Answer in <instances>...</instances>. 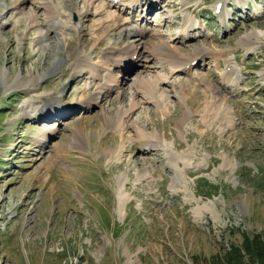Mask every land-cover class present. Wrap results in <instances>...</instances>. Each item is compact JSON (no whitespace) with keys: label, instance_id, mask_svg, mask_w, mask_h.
<instances>
[{"label":"rangeland","instance_id":"obj_1","mask_svg":"<svg viewBox=\"0 0 264 264\" xmlns=\"http://www.w3.org/2000/svg\"><path fill=\"white\" fill-rule=\"evenodd\" d=\"M133 1L53 0L81 31L48 41L21 21L45 0H0V264H207L264 233V0Z\"/></svg>","mask_w":264,"mask_h":264},{"label":"bare ground","instance_id":"obj_2","mask_svg":"<svg viewBox=\"0 0 264 264\" xmlns=\"http://www.w3.org/2000/svg\"><path fill=\"white\" fill-rule=\"evenodd\" d=\"M27 1V0H26ZM44 1V0H43ZM46 1V3L45 2H41L45 7H44V12L43 13H39V12H37V11H35V10H32L30 13H29V15H27V16H23L22 17V19H21V21H24V19L25 20H30V21H32V20H34V19H36L37 20V25H39V26H41V27H44L45 28V30H47V31H50V34L47 32H42V34H41V36L40 37H45V36H47V35H49V37H48V41L49 40H51L52 41V38L54 37L55 38V36L57 35V34H61V31L62 32H64L65 31V29H73L74 31H78V32H80L81 31V25L79 24V22L78 23H71L70 21V23L68 24L67 23V19H69V16L71 15V13H69V14H67V13H65V12H57L56 11V8H55V5L54 4H51L52 2H53V0H45ZM58 1V0H57ZM64 1H67V0H64ZM137 1H138V3H137ZM221 1V0H220ZM220 1H218V3L216 4V6H215V9H219V4H220ZM159 1H157V0H155L153 3H152V5H151V7L150 8H152V9H154V8H156V7H158V5H157V3H158ZM223 2V1H222ZM27 2H25V0H22V4H21V6L22 5H25ZM45 3V4H44ZM161 3H162V0H161V2H160V5H161ZM1 4V3H0ZM18 4V3H17ZM224 2L221 4L222 6H221V8H220V11H218V14L220 15V18L221 19H223V17H224V15H225V10H224ZM5 5L6 4H1L0 5V23L2 22H4V20H6V17H4V15L5 14H7L8 13V11H9V8L11 7H8V8H6L5 9ZM42 5V6H43ZM159 5V6H160ZM141 7H142V2H141V0H136L135 2L133 1V5H132V8H133V12H134V14L136 15V16H141V15H139V13H138V11L141 9ZM15 8H18L17 6H15ZM71 9V8H70ZM37 10V9H36ZM72 12H73V8H72ZM142 13V12H141ZM150 13V12H149ZM221 14H222V16H221ZM58 15V16H57ZM63 15L64 16H66L65 17V19H63L62 17H63ZM57 16V17H56ZM144 17H145V15H144ZM137 19H136V22L137 21H139V19H141V18H138V17H136ZM143 18V17H142ZM114 20V19H113ZM11 21V19L9 18V19H7L5 22H10ZM135 21V20H134ZM223 21V20H222ZM18 23H20V22H18ZM193 23H195L196 25H197V23L195 22V21H193V22H190L188 25H187V29L186 30H183V32H180V34L178 35V36H180L181 35V38H183V37H185V36H187L189 39H191L192 37H193V34H192V30H194V28H197L198 26H196V27H194V26H192V24ZM199 25V24H198ZM136 28L134 27L133 29H131V30H135ZM188 30H190V31H188ZM29 32V31H28ZM27 32V33H28ZM141 32H143V35H145L146 34V30H141ZM132 34H134V36L135 35H141V33H140V31H138V30H135V31H132ZM143 35H142V37H143ZM42 38H40L39 39V41H41V39ZM53 38V39H54ZM180 38V39H181ZM60 40H62V41H65V42H69L68 41V37H62V38H59ZM47 42V41H46ZM46 42L44 43H42V46H43V50L44 51H49V49L51 48V43H47L46 44ZM66 44V43H65ZM129 47H131V46H129ZM112 48V47H111ZM116 47H114L113 48V50L115 49ZM117 49V48H116ZM131 54H129V52L128 53H125V55H128V56H131L133 53H137L138 51L136 50V48L134 47V46H132L131 47ZM133 51V52H132ZM199 51L200 52H203V51H205V52H207V55L208 54H211V55H213V57H215L216 56V54L214 53V51L213 50H211V49H209V48H205V49H199ZM75 53H76V51H74ZM198 52V51H197ZM125 55H123L122 57H121V60L118 62V63H114V64H116L117 66H122V64H123V60H124V58H125ZM191 57V56H190ZM68 58V57H67ZM170 59V58H169ZM168 59V62L170 61ZM176 60H177V58H176ZM175 60V61H176ZM196 60H197V58H196V56L195 57H193V58H191V59H189V57H186L184 60H183V58H181V62H176V63H181L182 65L184 64V61L186 62V64L184 65V66H182V67H185L184 69H188V68H190L189 66H190V64H193V62H196ZM220 60H218V62H219ZM115 62V61H114ZM132 62V61H131ZM136 62V61H135ZM171 62H173L174 63V61H171ZM125 63V62H124ZM137 63V62H136ZM128 64V63H127ZM126 64V65H127ZM134 65H135V63H133ZM133 64H131V65H129V66H126L125 68H126V70L127 71H129L134 65ZM219 64V63H218ZM230 64V63H229ZM76 65V64H75ZM180 65V64H179ZM178 65V66H179ZM125 66V65H124ZM173 66H175V67H177V65H173ZM179 67H181V65L179 66ZM228 67H229V65H228ZM178 68V67H177ZM181 69V68H180ZM55 71L54 70H52V69H50V70H47V71H45L43 74H41L37 79H39V78H47L48 76H50L51 74H53ZM6 72H5V70L4 69H2L1 70V74H2V76L3 77H5L6 76V74H5ZM234 73V70L232 69V66L231 67H229L228 68V71H227V74L228 75H232ZM226 74V73H225ZM102 76V75H101ZM36 79V80H37ZM103 79V78H102ZM159 78H157V79H155V81L153 80V81H151V80H145L144 81V83L142 84V86L141 87H143L146 91L148 90V91H152L151 89H152V87H154V90H156L155 88H156V86L158 87V83H157V81L159 82ZM106 85V83H103V84H101L100 86H101V88L103 89V88H105V87H103V86H105ZM119 88V87H118ZM98 92H100V93H102L103 91H101V90H99ZM155 92V91H154ZM153 92V93H154ZM159 96V95H158ZM161 96V95H160ZM156 97V96H155ZM33 98V97H32ZM31 98V99H32ZM160 98V97H159ZM166 98H167V96H165L164 98L161 96V99H164V101L166 100ZM30 99V100H31ZM42 99V100H41ZM41 99H39V101H37V103H38V106L36 107V108H34V109H32L31 111H26V113H28L29 115H33V114H37L39 111H43V108H45L46 107V109H48L49 111H50V109H52V110H54L55 109V105H56V103H54V104H51L50 103V98L48 97H46V96H44V97H41ZM159 102V101H158ZM161 102V101H160ZM134 107H136V104L135 105H133V108ZM134 111V110H133ZM47 112V111H46ZM46 112H44L43 114H45ZM133 113H129V115L127 116V117H131V115H132ZM125 115H123L122 114V117H124ZM129 128V126L128 125H125L124 126V131L122 132V136L123 135H125L124 133H125V131L127 130ZM123 130V129H122ZM149 137V136H148ZM142 138V137H141ZM150 141V140H149ZM151 142V141H150ZM144 146V145H143ZM144 148H146L145 146H144ZM127 150V149H126ZM125 151V149L123 150V152ZM122 153V152H121Z\"/></svg>","mask_w":264,"mask_h":264},{"label":"trees","instance_id":"obj_3","mask_svg":"<svg viewBox=\"0 0 264 264\" xmlns=\"http://www.w3.org/2000/svg\"><path fill=\"white\" fill-rule=\"evenodd\" d=\"M214 185L204 179L200 187H206L207 190L213 191L214 188H217ZM242 235L241 244L230 240L229 247L224 243L226 236H223V255L221 252H216L207 264H264V233L243 230ZM196 264H198V260H196Z\"/></svg>","mask_w":264,"mask_h":264}]
</instances>
